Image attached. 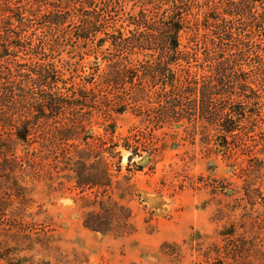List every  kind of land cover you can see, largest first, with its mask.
Segmentation results:
<instances>
[{"label":"trees","instance_id":"1","mask_svg":"<svg viewBox=\"0 0 264 264\" xmlns=\"http://www.w3.org/2000/svg\"><path fill=\"white\" fill-rule=\"evenodd\" d=\"M56 4L90 6L85 0H0V261L8 264L13 263L7 255L11 249L33 247L28 234L18 232L32 224L24 220L40 181L59 187L72 183L85 209L84 228L114 237L135 231L125 196L133 190L131 174L141 170L131 159L141 155L147 142L136 135L131 141L115 137L114 114L130 109L152 128L182 127L187 135L199 134L204 145L212 137L228 158L264 120V93L252 86L264 80V56L248 46L247 31L237 28L244 20L264 24V0H140L139 10L127 18L132 28L112 36V52L103 55L102 68L95 65L77 82L65 73L67 62L56 65L45 51L41 56L31 46L25 56L19 54L25 50L22 33L31 16L42 28L62 24ZM83 16L77 26L81 33L96 25L94 16ZM191 20L215 28L208 37L213 49L203 56L193 52L198 42ZM224 47L226 54H220ZM238 56H249L260 77L244 76L235 63ZM191 58L199 61L201 74L190 70ZM93 123L103 133H95ZM122 151L129 152L126 173H121ZM260 152H252L245 163L233 161V172L243 181L241 194L216 209L212 218L228 221L205 259L195 264H263ZM9 238L15 242L11 249Z\"/></svg>","mask_w":264,"mask_h":264},{"label":"rangeland","instance_id":"2","mask_svg":"<svg viewBox=\"0 0 264 264\" xmlns=\"http://www.w3.org/2000/svg\"><path fill=\"white\" fill-rule=\"evenodd\" d=\"M85 1L90 6L56 4L54 11L62 23L59 27L42 28L35 16H31L26 32L22 33L25 50L21 49L19 54L25 56L29 52L27 48L33 46L32 52L42 56L41 52L45 51L44 57L53 58L56 65L67 62L69 68L65 73L70 72L74 82L79 76L89 75L95 65L102 68L103 55L112 52L108 48L112 36L117 32L125 34L132 28L127 18L139 10L140 0ZM193 11L197 9L194 7ZM86 13L94 16L96 25L81 33L77 26L82 24L79 22L85 17L81 16ZM191 25L197 26L198 43L193 52L203 56L201 52L213 49L208 37L210 29L215 28L211 24L204 29L193 20ZM237 28L247 31L248 46L259 49L264 56V24L244 20L239 21ZM181 41L186 43V35L182 34ZM226 49L221 48L220 54H226ZM235 63L244 70V76L260 77L249 56H238ZM189 65L191 71L201 74L199 61L191 58ZM208 65L207 61L203 63L204 68ZM255 82L257 84L252 83V86L264 93V80ZM113 121L115 137H128L131 141L136 135L147 142L140 150L141 155L131 159L141 170L131 174L129 182L133 190L125 196L135 231L114 237L84 228L81 215L85 209L72 183L59 187L40 181L35 185L34 202L28 207L24 220L32 224L22 226L18 232L28 234L27 238L34 241L33 247L13 250L15 242L10 238L6 240V246L12 250L7 254L12 264H195L203 261L207 247L218 241L217 231L228 221L214 220L213 214L219 206L231 204L241 194L243 181L233 172V161L238 159L245 163L254 151H261L256 155L264 156V120L254 125L255 131L245 136L239 149L231 151L230 158L218 152L221 147L213 145L212 137L210 143L204 145L199 134L187 135L182 127L152 128L130 109L114 114ZM92 130L103 133L99 123H93ZM122 153L121 173H126L129 152ZM261 189L264 190L263 186ZM213 255L210 252L208 256L211 259ZM0 264L8 263L0 261Z\"/></svg>","mask_w":264,"mask_h":264}]
</instances>
